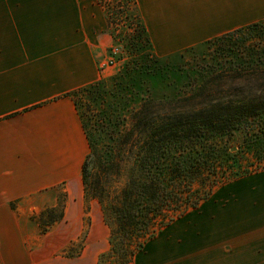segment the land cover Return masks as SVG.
<instances>
[{
  "label": "crops",
  "instance_id": "obj_1",
  "mask_svg": "<svg viewBox=\"0 0 264 264\" xmlns=\"http://www.w3.org/2000/svg\"><path fill=\"white\" fill-rule=\"evenodd\" d=\"M136 2L158 57L264 21V0ZM107 31L106 13L98 0H0L3 264H99L101 253L110 250L106 227L95 237V222L101 220L93 204V227L82 254L61 255L84 231L82 170L90 152L69 94L99 80L112 42ZM60 187L67 193L64 219L41 235L32 218L45 205L57 204L54 192ZM257 190L264 197L263 182ZM236 228H186L170 240L145 246L131 264H264V231ZM33 246L35 252L30 250Z\"/></svg>",
  "mask_w": 264,
  "mask_h": 264
},
{
  "label": "trees",
  "instance_id": "obj_2",
  "mask_svg": "<svg viewBox=\"0 0 264 264\" xmlns=\"http://www.w3.org/2000/svg\"><path fill=\"white\" fill-rule=\"evenodd\" d=\"M138 26V43L151 49L145 25ZM212 41L224 53L204 70L202 83L173 99H145L116 134L111 119L99 120L96 130L108 138L103 147L83 124L90 145L82 170L85 198L100 201L110 228V250L99 264H131L148 241L207 201L215 186L264 170V21ZM127 69L120 78L133 74ZM106 86L95 82L69 96L103 99ZM118 91L123 99V88ZM113 110L119 112L120 100ZM58 205L60 214L39 217L44 234L64 219L65 203Z\"/></svg>",
  "mask_w": 264,
  "mask_h": 264
},
{
  "label": "rangeland",
  "instance_id": "obj_3",
  "mask_svg": "<svg viewBox=\"0 0 264 264\" xmlns=\"http://www.w3.org/2000/svg\"><path fill=\"white\" fill-rule=\"evenodd\" d=\"M103 4L104 7H102L105 10L108 21L107 32L112 38L107 50L108 57L104 62H108L116 51L114 65H110L105 69L100 68V78L96 81H103L107 85L102 90L103 99L97 100V94L93 96L91 94L90 96L87 93H80L71 97L77 103V110L81 116L82 123L85 124L90 132H94L99 137L100 147L104 146L103 144L108 141V138L104 139V136L96 130L99 120L105 119V117L111 119L115 125H110L109 129L113 130L115 134L120 123L123 124L122 129L126 130L123 120L128 119L127 123H129L132 111L139 108L142 101L149 97L155 100L173 99L177 95L182 94V90L189 88L191 85L202 83L204 70L210 69L214 65L217 66L216 60L220 61L222 59L221 53H224L218 48L219 44L217 45L212 39L183 52L175 53L172 56L158 57L155 55L153 48H148L145 41L143 43L139 42V44L136 39V29L143 21L138 12V7H136L135 0H103ZM108 15L110 20H108ZM231 58H233V55H231ZM130 67L131 70H134L133 74L127 78H120L128 70L127 68ZM136 67L140 69H134ZM141 71L144 73L140 74ZM122 88L124 90L122 94L124 98L120 99L119 96L121 94L118 89ZM119 100L120 110L116 113L113 110V105L116 107ZM113 113L115 114L113 115ZM114 119L117 122H113ZM236 137L240 139L241 134L237 133ZM261 182L264 183V172L245 179L218 184L212 190L209 200L204 202L199 208L176 219L157 238L148 241L146 247H151L153 242L170 240V237L182 231H187L185 230L186 228L199 225L235 226L239 231H264V197L260 196L261 193L256 192ZM119 186H122V183L115 185L114 188H119ZM64 189V187H60L54 192L58 200L55 206L64 203L66 206L67 193ZM83 201L85 213L84 231L72 246L61 252L63 256L78 257L82 254L93 227V218L95 216L93 204L99 210V218L101 220L100 223L98 220L95 222V237L102 235L103 228L106 227L110 241V228L105 222V214L100 201L98 199L85 198V193ZM46 203L50 204L49 201H46ZM55 206L45 205L44 207L46 208H43L44 210L39 213H35L32 219L37 221L39 225V217L41 219L44 216L50 220L51 215L60 214L62 205H58L56 211L49 213L51 208ZM51 228L44 234L42 232L43 227L40 225L41 235L48 234ZM35 248L33 246L30 250L35 252ZM0 264H3L1 251Z\"/></svg>",
  "mask_w": 264,
  "mask_h": 264
},
{
  "label": "built area",
  "instance_id": "obj_4",
  "mask_svg": "<svg viewBox=\"0 0 264 264\" xmlns=\"http://www.w3.org/2000/svg\"><path fill=\"white\" fill-rule=\"evenodd\" d=\"M116 55V51L113 53V55L111 56V58L109 59L108 62H104L101 64V68L105 69L106 67H109L110 65H114L115 61H114V56Z\"/></svg>",
  "mask_w": 264,
  "mask_h": 264
}]
</instances>
